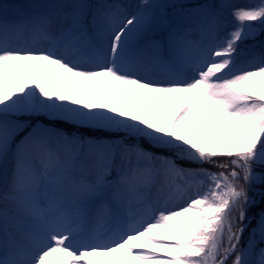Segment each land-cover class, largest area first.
<instances>
[{
  "label": "snow or ice",
  "instance_id": "snow-or-ice-1",
  "mask_svg": "<svg viewBox=\"0 0 264 264\" xmlns=\"http://www.w3.org/2000/svg\"><path fill=\"white\" fill-rule=\"evenodd\" d=\"M33 7L0 0V264H264V0Z\"/></svg>",
  "mask_w": 264,
  "mask_h": 264
},
{
  "label": "rangeland",
  "instance_id": "rangeland-1",
  "mask_svg": "<svg viewBox=\"0 0 264 264\" xmlns=\"http://www.w3.org/2000/svg\"><path fill=\"white\" fill-rule=\"evenodd\" d=\"M124 3L129 2V0H121ZM5 3H7L9 6H20L22 10L25 9V5H29V8H27L28 12L34 11V5L41 4V3H51L55 2V0H4ZM93 2H97V0H93ZM111 2V0H109ZM138 0H131V3L136 4ZM163 3L167 4H197L203 2V0H161ZM234 3L238 5H246L251 2V0H233ZM28 3V4H27ZM131 11V9H130ZM169 12H171V9H169ZM264 42V34L258 36L255 41L253 40H247L244 42L243 45H241L242 48L248 46L252 47L253 51L259 53L261 51H264V48L261 47V43ZM251 55V53H249ZM248 57H242V59H247ZM157 79H162V77H156ZM142 95V90H136L134 91L130 96V101L138 102V98ZM26 118V117H21ZM211 170V169H210ZM214 171L215 170H211ZM254 191L259 193L260 186L254 185ZM256 226V225H255ZM253 226V227H255ZM248 239V238H247ZM247 241V240H246Z\"/></svg>",
  "mask_w": 264,
  "mask_h": 264
},
{
  "label": "trees",
  "instance_id": "trees-1",
  "mask_svg": "<svg viewBox=\"0 0 264 264\" xmlns=\"http://www.w3.org/2000/svg\"><path fill=\"white\" fill-rule=\"evenodd\" d=\"M22 120H35V118H30V117H26V118H21ZM40 119V123L42 124H48L50 123L47 118L45 117H41L39 118ZM58 127H65L64 125H57ZM217 160L218 161H221V162H226L227 161V157H217ZM193 167H195V165H193ZM203 167L205 168H208V169H211V170H215V171H219L218 168H216L214 165L212 164H204ZM259 170V169H258ZM256 205L253 206L250 210H249V215L250 216H258V214L261 212V209L262 207H264V202L261 201V197L259 195L256 196ZM256 225V219H253V222H252V225L250 226V229ZM249 229V230H250ZM248 235H249V232L246 231L244 233V237H243V240L246 241L247 238H248Z\"/></svg>",
  "mask_w": 264,
  "mask_h": 264
},
{
  "label": "bare ground",
  "instance_id": "bare-ground-1",
  "mask_svg": "<svg viewBox=\"0 0 264 264\" xmlns=\"http://www.w3.org/2000/svg\"><path fill=\"white\" fill-rule=\"evenodd\" d=\"M27 4H28V3H27ZM27 8H29V5H28V6L25 5V9H24V11L28 12Z\"/></svg>",
  "mask_w": 264,
  "mask_h": 264
}]
</instances>
